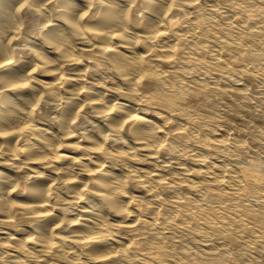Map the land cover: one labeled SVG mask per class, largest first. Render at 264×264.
<instances>
[{
    "label": "clouds",
    "instance_id": "clouds-1",
    "mask_svg": "<svg viewBox=\"0 0 264 264\" xmlns=\"http://www.w3.org/2000/svg\"><path fill=\"white\" fill-rule=\"evenodd\" d=\"M0 264H264V0H0Z\"/></svg>",
    "mask_w": 264,
    "mask_h": 264
}]
</instances>
